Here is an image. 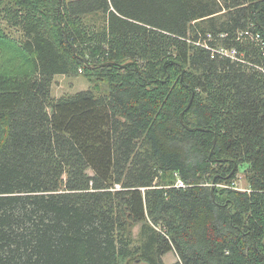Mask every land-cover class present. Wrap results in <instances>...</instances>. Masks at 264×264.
<instances>
[{"label": "trees", "instance_id": "trees-1", "mask_svg": "<svg viewBox=\"0 0 264 264\" xmlns=\"http://www.w3.org/2000/svg\"><path fill=\"white\" fill-rule=\"evenodd\" d=\"M4 12L24 40L0 30V264H264V0Z\"/></svg>", "mask_w": 264, "mask_h": 264}, {"label": "rangeland", "instance_id": "rangeland-1", "mask_svg": "<svg viewBox=\"0 0 264 264\" xmlns=\"http://www.w3.org/2000/svg\"><path fill=\"white\" fill-rule=\"evenodd\" d=\"M9 0H5V3L8 4ZM6 4L3 5V7L0 10V30L5 32L11 40L17 41V42H23L24 40V34L21 31L19 27L14 26L7 18V14L4 12V9L6 7ZM95 22H99V25L103 24L100 17L95 20ZM230 53L237 50H228ZM93 88L92 83L85 77L83 74L79 75H73V76H63V75H57L54 78V82L52 85V96L55 99H60L66 96L74 95L78 92L91 90ZM247 167L243 166L240 169L239 174L236 177L235 185L239 189L248 190L249 189V183L247 180ZM141 226L138 225L134 227L133 229V237L135 239H138L139 233H140ZM139 245V244H137ZM179 261V257L175 252H171L164 256V263L165 264H175ZM136 264H145L140 261H137Z\"/></svg>", "mask_w": 264, "mask_h": 264}, {"label": "built area", "instance_id": "built-area-1", "mask_svg": "<svg viewBox=\"0 0 264 264\" xmlns=\"http://www.w3.org/2000/svg\"><path fill=\"white\" fill-rule=\"evenodd\" d=\"M247 35H249V33H246ZM255 40H257L259 43H260V45H261V47H262V45H264V43H261V41H260V37L259 36H257L256 38H255ZM209 48V47H208ZM263 48H264V46H263ZM219 50V52L221 53V54H223V55H225V56H228V57H231L233 60H236L237 59V54H236V51H233L232 53H230L229 51H228V49H224V48H220V49H218ZM262 72H264V70H262ZM184 185L182 184V182H179L178 183V187H183ZM220 187H228V186H226V185H219ZM232 189H235V190H238V191H243L242 189H239L238 187H236V185H235V183L232 185V187H231ZM244 191H247V190H244Z\"/></svg>", "mask_w": 264, "mask_h": 264}, {"label": "crops", "instance_id": "crops-1", "mask_svg": "<svg viewBox=\"0 0 264 264\" xmlns=\"http://www.w3.org/2000/svg\"><path fill=\"white\" fill-rule=\"evenodd\" d=\"M163 260H164V258H163Z\"/></svg>", "mask_w": 264, "mask_h": 264}]
</instances>
